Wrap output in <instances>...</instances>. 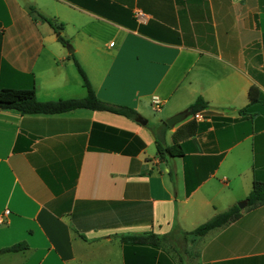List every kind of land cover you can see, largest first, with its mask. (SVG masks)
Masks as SVG:
<instances>
[{
	"label": "crops",
	"instance_id": "1",
	"mask_svg": "<svg viewBox=\"0 0 264 264\" xmlns=\"http://www.w3.org/2000/svg\"><path fill=\"white\" fill-rule=\"evenodd\" d=\"M73 58L100 99L142 119L0 109V249L27 244L0 264H264V202L186 233L264 184V0H0L1 87L83 97ZM197 97L199 118L165 133L171 144L208 123L185 154H149L160 123ZM148 234L162 240L133 239Z\"/></svg>",
	"mask_w": 264,
	"mask_h": 264
},
{
	"label": "trees",
	"instance_id": "2",
	"mask_svg": "<svg viewBox=\"0 0 264 264\" xmlns=\"http://www.w3.org/2000/svg\"><path fill=\"white\" fill-rule=\"evenodd\" d=\"M33 12V8H30ZM38 16L48 21L50 24H53L48 18L38 14ZM57 28V27H54ZM58 40L65 44V40L62 36H58ZM76 68L82 78L83 86L86 89V95L83 97H74V98H57L52 100L40 101L36 98V92L34 85L26 88H11V87H1L0 86V109L1 110H14L20 114H54L66 112L79 108H86L99 111H108L111 113L122 115L128 119L139 122L142 117L137 112V110L130 106L116 105L109 103L100 99L90 81L87 78L86 73L79 64V62L73 58ZM257 88L251 86L248 91L249 105L257 102ZM208 105V102L203 97H197L188 107L187 111L189 115H194L197 112L205 109ZM247 108L240 110V113H244ZM205 126H208V123H198L195 120H191L185 125L179 127L172 133V143L166 144L165 142V133L169 126L165 121H162L158 126V131L154 132L155 134V146L157 154L160 158L167 157H177L183 156L185 154L184 146L182 143L191 144L190 138L200 129H203ZM143 144L141 143V147ZM194 149V147H193ZM247 206H254L257 203L264 202V184L258 181H254L253 187L249 192L247 198ZM241 214L240 208L234 204L228 209L219 212L213 215L211 218L205 222L199 224L191 231L186 232L188 235L193 237H198L204 235L208 231L228 224L235 221ZM165 238V236H164ZM134 241L136 242H154L155 239L162 240L160 236H155L154 234L134 236ZM27 247L26 242L20 241L14 243L10 246L0 249L1 252L7 251H19Z\"/></svg>",
	"mask_w": 264,
	"mask_h": 264
},
{
	"label": "water",
	"instance_id": "3",
	"mask_svg": "<svg viewBox=\"0 0 264 264\" xmlns=\"http://www.w3.org/2000/svg\"><path fill=\"white\" fill-rule=\"evenodd\" d=\"M68 50H69L70 52H72V48L69 47ZM188 115H189V114H188V111H187V110L182 111V112H178V113H176V114L170 116L169 118H167V119L165 120V122H166V124H167L168 126L172 127V126H174L176 123H178V122L182 121L183 119H185ZM246 204H247V201H246V200H243V201L238 202V203H237V206H238L240 209H242V208H244V207L246 206Z\"/></svg>",
	"mask_w": 264,
	"mask_h": 264
},
{
	"label": "rangeland",
	"instance_id": "4",
	"mask_svg": "<svg viewBox=\"0 0 264 264\" xmlns=\"http://www.w3.org/2000/svg\"><path fill=\"white\" fill-rule=\"evenodd\" d=\"M70 47L71 48H73V46L70 44ZM85 92V91H84ZM157 114V112L156 111H150V112H148L146 115V117H148L149 119H150V121H152V119H154V117L155 116H157L156 115ZM186 119H188V117H186ZM185 119V120H186ZM147 152L149 153V154H151V155H153L154 153H155V145H154V143H151V144H149L148 145V148H147ZM237 203L238 202H236V205H237ZM188 237V239H189V236H186V238Z\"/></svg>",
	"mask_w": 264,
	"mask_h": 264
},
{
	"label": "built area",
	"instance_id": "5",
	"mask_svg": "<svg viewBox=\"0 0 264 264\" xmlns=\"http://www.w3.org/2000/svg\"><path fill=\"white\" fill-rule=\"evenodd\" d=\"M134 17H135L137 20H139L140 18L143 17V14H142L141 12H139V11H136V12H134ZM153 104H154V109H158L159 100L154 99V100H153ZM193 118H194V119H198V118H199V114H198V113L194 114V115H193ZM6 212H8V211L6 210L5 213H6ZM0 222H2V220H0Z\"/></svg>",
	"mask_w": 264,
	"mask_h": 264
}]
</instances>
